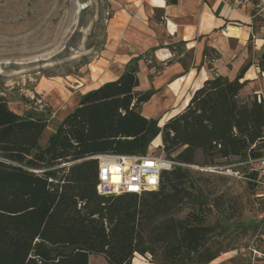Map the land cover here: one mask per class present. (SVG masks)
<instances>
[{
  "label": "trees",
  "instance_id": "obj_1",
  "mask_svg": "<svg viewBox=\"0 0 264 264\" xmlns=\"http://www.w3.org/2000/svg\"><path fill=\"white\" fill-rule=\"evenodd\" d=\"M213 50L206 48L207 59ZM256 63L264 71V44ZM247 67L234 78L212 74L159 128L141 113L152 92L137 89L133 62L83 94L45 146L39 142L47 118L19 114L0 95V264H89L91 255L106 264H131L136 255L184 264L199 253L209 230L199 217H175L185 166L264 156V100L241 94ZM159 133L174 164L161 174L157 190L97 192L95 155L145 153ZM256 174L246 175L252 187Z\"/></svg>",
  "mask_w": 264,
  "mask_h": 264
},
{
  "label": "rangeland",
  "instance_id": "obj_2",
  "mask_svg": "<svg viewBox=\"0 0 264 264\" xmlns=\"http://www.w3.org/2000/svg\"><path fill=\"white\" fill-rule=\"evenodd\" d=\"M228 2L249 15L245 20L264 23V0ZM112 6V0H0V95L19 114L47 118L41 146L76 105L79 93L100 83L95 74L100 59L112 63L116 56L107 25ZM225 35L241 36L234 27H229ZM234 46L232 43L231 48ZM247 48L252 49L251 42ZM208 55L212 59H206L202 72L233 76L234 59L222 57L218 48L208 51ZM149 58V54L141 56L146 66L152 64ZM153 78L141 75L140 85L148 89V85L158 84ZM195 86L200 87V82ZM178 89L177 83H169L143 105L142 111L153 116L159 128L189 100L186 96L173 101ZM161 144L159 133L147 151L166 156ZM197 159L201 160L200 154ZM255 165L254 160L229 157L211 166H185L188 178L175 217H188L191 222L199 217L201 226L209 231L201 251L184 264L204 263L226 249L243 248L252 255L251 248L260 239L257 222L264 219V186L255 183L252 187L246 177ZM137 256L132 264H139ZM89 261L106 264L101 256L91 255Z\"/></svg>",
  "mask_w": 264,
  "mask_h": 264
},
{
  "label": "crops",
  "instance_id": "obj_3",
  "mask_svg": "<svg viewBox=\"0 0 264 264\" xmlns=\"http://www.w3.org/2000/svg\"><path fill=\"white\" fill-rule=\"evenodd\" d=\"M112 4L113 11L107 25L117 54L112 63L100 59L95 69L100 83L81 91L78 101L90 89L116 79L133 62L138 67L137 89L150 90L152 97L175 82L179 89L173 101L186 96L190 98L197 89L195 84L200 82L202 85L205 79L212 76L201 70L207 59L205 49L208 47L218 48L222 57L234 59L232 65L235 72L229 78H234L242 67L248 65L241 79L246 80L241 94L256 93L264 100V71L256 63L264 44V23L259 25L256 21L245 20L250 18L249 15L239 8H232L228 0H112ZM241 21L245 23L241 24ZM229 27L236 28L241 36L225 35ZM248 42L252 43L251 50L247 48ZM232 43L234 49L231 48ZM146 54H149L147 60L152 63L150 66L141 60V56ZM143 74L149 78L153 75L154 82L158 84L144 89L140 85ZM143 105L141 113L153 118L142 111ZM252 180L260 184L259 181L264 179L257 173ZM257 224L261 227L260 239L254 248L260 252L259 257H252L243 248L226 249L204 264H264V219ZM137 258L139 264H158L150 262L148 255H138Z\"/></svg>",
  "mask_w": 264,
  "mask_h": 264
},
{
  "label": "built area",
  "instance_id": "obj_4",
  "mask_svg": "<svg viewBox=\"0 0 264 264\" xmlns=\"http://www.w3.org/2000/svg\"><path fill=\"white\" fill-rule=\"evenodd\" d=\"M98 160L96 190L100 194L136 193L142 194L157 190L161 174L169 171L174 161L163 154L145 153L114 154L102 153L94 156ZM256 171L264 179V156L254 160ZM264 184V180L259 181ZM252 257L261 254L251 248Z\"/></svg>",
  "mask_w": 264,
  "mask_h": 264
},
{
  "label": "bare ground",
  "instance_id": "obj_5",
  "mask_svg": "<svg viewBox=\"0 0 264 264\" xmlns=\"http://www.w3.org/2000/svg\"><path fill=\"white\" fill-rule=\"evenodd\" d=\"M163 124V123H162ZM149 153L152 152V151H148Z\"/></svg>",
  "mask_w": 264,
  "mask_h": 264
},
{
  "label": "water",
  "instance_id": "obj_6",
  "mask_svg": "<svg viewBox=\"0 0 264 264\" xmlns=\"http://www.w3.org/2000/svg\"><path fill=\"white\" fill-rule=\"evenodd\" d=\"M163 125V124H162Z\"/></svg>",
  "mask_w": 264,
  "mask_h": 264
}]
</instances>
